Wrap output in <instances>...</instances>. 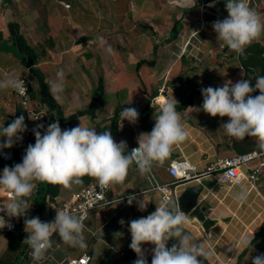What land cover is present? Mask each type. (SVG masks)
<instances>
[{
	"label": "crops",
	"instance_id": "obj_1",
	"mask_svg": "<svg viewBox=\"0 0 264 264\" xmlns=\"http://www.w3.org/2000/svg\"><path fill=\"white\" fill-rule=\"evenodd\" d=\"M59 1L0 0V80L4 79L5 73L15 77L27 75L34 107L46 110L52 123L58 119L62 130L75 128L80 123L98 133L109 129L117 143L126 141L129 148L138 145L141 133L152 131L155 117L164 104L159 97L163 96L166 101L174 97L178 102L176 111L180 113L189 135L178 144L179 147L174 146L163 163H153L152 169L164 181L169 180L167 167L172 159L181 156L180 149L200 171L219 158L259 149L255 137L237 140L228 136L225 139L220 125L213 122L210 129L200 127L199 120H191L195 112L202 111L203 103L191 101L185 106L187 98L180 89L181 84H178L181 78L191 81L205 62H215L216 57L230 67L222 74L228 73L233 83L237 82L233 78L237 69L232 64L237 59L241 61L244 58L253 63L250 66L240 64L244 69L239 66L238 70L246 71L243 77L247 79H253L249 75L252 73L248 72L255 68V63L264 60L258 59L264 56V34L246 46L241 55L217 39L212 28L214 21L225 18L219 16L216 19L214 15L200 13L201 3L209 2L213 10L228 16L226 0H127L124 8L116 0H102V6L98 5L99 0H64L71 4L70 8ZM256 11L264 17V9ZM201 17L205 24L197 35L198 39H194V56H180V46L183 47L192 33L199 29L197 21ZM260 65L257 71L260 69L262 76L264 63ZM60 70L65 73V87L59 93L60 98L54 99L49 87L57 80ZM223 76L220 81L228 78ZM203 84L214 88V84ZM222 85L218 83L217 86ZM251 86L254 87V83ZM259 94L258 90L257 94L251 95ZM180 105L185 106L181 112ZM125 107L139 112L135 124L127 120L121 122V112ZM21 115L28 129L29 122L22 113L19 99L11 88L0 89L1 129ZM202 122L204 119L200 124ZM27 131L21 134L22 141L12 147V162L0 159V174L5 166L22 163L28 145L35 144V136ZM5 139L0 137L1 142ZM147 174L142 175L133 163L126 179L112 185L108 195L110 203L92 211L83 221L86 249L69 246L54 233L53 239L61 247L55 256L61 259L63 255L77 257L87 252L92 256L90 264H133L137 255L129 247V222L151 214L162 200L159 191H147ZM94 180V177L84 175L81 183L73 184L70 189L50 183L45 210L40 218L47 217L55 207L69 200L72 193ZM35 183V190L26 198L31 205L28 216L33 214L36 195L44 184ZM192 185L202 186L200 201L207 207V217L214 221L206 233L197 220L186 215L185 232L194 237L193 243L203 241L205 249L211 253L204 264H238V256L245 249L240 244L241 239L251 236L254 239L259 231L260 235L252 242L253 250L249 248L239 264H251V258L264 253V176L256 189L248 191L245 187L215 183L211 176L204 175L179 187V195ZM243 189L247 190L248 196L240 202L237 196ZM130 195L144 200L146 209L139 210L135 201L129 206L127 198ZM8 202L0 187V203L6 206ZM121 219L125 221L123 225L119 223ZM27 235L25 228L0 231V264H30L27 254L30 246L23 243ZM175 242L169 240L168 247ZM142 248L147 250L148 264H151L154 245L144 244Z\"/></svg>",
	"mask_w": 264,
	"mask_h": 264
},
{
	"label": "clouds",
	"instance_id": "obj_2",
	"mask_svg": "<svg viewBox=\"0 0 264 264\" xmlns=\"http://www.w3.org/2000/svg\"><path fill=\"white\" fill-rule=\"evenodd\" d=\"M224 3L228 16L214 21L212 28L217 33V39L242 55L246 46L264 34V17L251 6V0H226ZM64 75V71L60 70L57 80L50 84L49 90L54 99H59V93L64 91ZM252 83L251 79H242L235 83L225 82L217 88H202L203 104L200 110L212 117H228V122L221 127L229 136L237 140L255 137L257 147L264 151V76L255 78L254 87ZM8 88L21 95L27 92L24 80L5 73L4 79L0 80V89ZM256 90L260 94L251 95ZM177 104L172 97L160 106V114L155 117L152 131L139 135L138 147L132 149L131 153L128 152L127 142L122 140L117 143L109 129L98 133L80 123L75 128L62 130L57 119L47 126L43 135V124L32 130L35 144L28 145L22 163L5 166L0 174V187L12 194L7 205L0 207V212H6L9 218L24 217L28 235L23 243L33 249L34 257L40 258L44 250L52 246L54 233L69 246L87 248L83 218L77 214L56 210L52 222H42L38 216L28 218L31 205L26 198L35 190V182L58 184L70 189L73 184L81 183V177L88 175L106 187L122 183L133 163L142 175L151 173L154 162L163 163L174 146L188 138L189 133L180 113L176 111ZM29 119H33L30 114ZM138 119L139 112L135 108L125 107L121 112V122L127 120L135 124ZM27 130L23 115L15 118L7 127L3 126L0 137L6 139L0 142V149L12 148L16 142L22 141L21 134ZM247 196V190L243 189L237 199L244 202ZM127 200L129 206L135 201L139 210L146 209L147 203L135 195L128 196ZM119 223L123 225L125 221L121 219ZM186 223L187 216L180 206L167 198L162 199L151 214L130 221L129 247L137 255L133 264H148L147 250L142 248L144 244L154 245L151 264H204L211 253L205 249L203 241L193 243L194 237L184 230ZM12 227L10 220L6 221L4 216H0V229ZM169 240L176 242L168 247ZM252 241L253 236L244 237L240 244L253 250ZM251 264H264V253L251 258Z\"/></svg>",
	"mask_w": 264,
	"mask_h": 264
},
{
	"label": "built area",
	"instance_id": "obj_3",
	"mask_svg": "<svg viewBox=\"0 0 264 264\" xmlns=\"http://www.w3.org/2000/svg\"><path fill=\"white\" fill-rule=\"evenodd\" d=\"M59 2L66 8H70L71 6L70 3L64 0H60ZM260 3H263V1L251 0V5H253L254 7L259 5ZM212 8L213 6H209V2H202L200 13L214 15L216 19L219 16L227 18V15L217 12L216 9L213 10ZM184 20H187V17H184ZM197 22L199 29L192 33L191 37L185 42L183 47L180 46V56H194V54L192 53V50L196 45V43H194V39H198L197 35L202 30L205 24V21L202 17L199 18ZM240 68L244 69L243 66H240ZM16 77L24 80L27 88V92L23 95L12 89L15 96L19 99L21 110L24 111L28 119L29 128L27 133L35 136L32 130L36 128L37 125L43 124L45 126L44 129L41 130V134L43 135L44 131H46L47 126L52 123L51 118L49 117V114L46 110L34 107V104L32 103L30 97V79L28 78V76L18 75ZM209 86L211 85H207L206 88ZM197 89L199 90V88ZM29 114L35 120L29 119ZM1 127L2 125L0 123V129ZM137 147L138 145L130 146L128 148V152L131 153V150ZM180 152L181 156L172 159L167 167V173L170 176L169 180H162L153 169L151 173L147 174V191H159L162 199L167 198L177 203L179 197L178 188L182 187V185L187 184V182L193 179H198L199 177H202L204 175L211 176L215 183H226L231 186L245 187L246 189H248V191H250L252 189H256L258 181L264 174V151L260 149L235 154L230 157L219 158L213 164L207 166L204 170L201 171L199 170L197 165L189 161V159L184 155L181 149ZM13 157V148L0 149V159L2 161L12 162ZM112 185L113 184L102 187L99 184L98 180L95 178L94 181L87 184L81 190L72 193L69 200L55 207V209L47 217L40 218V220L42 222H52L55 219L56 210H68L82 217L83 221H85L90 216L93 210L102 208L110 203L108 195L112 189ZM205 188L208 189L207 186H205ZM3 190L5 198L10 201L12 198V194L5 188H3ZM3 206L4 204L0 203V207ZM0 214L7 218L6 221L10 220L11 224L13 225L11 229L4 228L0 229V231L10 232L20 228H25L24 219H22L21 217L9 218L6 212H0ZM52 241V246L44 250L43 255L40 258L34 257L33 249L31 247L29 248L27 254L30 264H90L92 256L87 252H83L77 257H69L67 255H63L61 259H58L55 256V253L56 251L61 249V247L59 243L54 241L53 237Z\"/></svg>",
	"mask_w": 264,
	"mask_h": 264
},
{
	"label": "rangeland",
	"instance_id": "obj_4",
	"mask_svg": "<svg viewBox=\"0 0 264 264\" xmlns=\"http://www.w3.org/2000/svg\"><path fill=\"white\" fill-rule=\"evenodd\" d=\"M108 1V0H107ZM118 3H119V5L120 6H122L123 8L126 6L125 5V3H128V1L126 0V2H123V1H121V0H116ZM102 0H99L98 1V5H101L102 6ZM264 3H262V4H259V5H257L256 7H255V10H259V9H264ZM121 12H122V8H121ZM174 35V34H173ZM216 42H218L219 43V40L217 41V39H216ZM198 57V56H197ZM199 58V57H198ZM217 58V57H216ZM215 58V62H212V63H207V62H205V65L201 68V70L196 74V76L190 81V80H186V81H184V79L183 78H181V79H179L178 80V84L180 85L181 84V90H182V92L185 94V97L186 98H189V100L190 101H193V103H197L198 102V104L201 102V103H203V97H202V93H201V89L202 88H206V84H203V83H209V84H214L213 86H214V88H217L218 86V83H225V82H230V80H231V78L228 76V73H226L224 76H223V74H222V72L224 73V72H226L227 70H228V68H230V67H228L227 66V64L226 63H223V62H220L219 61V59L220 58H218V59H216ZM258 59H261V60H263L264 58H262V57H259ZM207 63V64H206ZM231 63V62H230ZM264 63V60L263 61H261V62H257V63H255L256 65H254L253 67H255V68H253V70L252 71H250L249 70V72H248V74L249 73H252V74H249L250 76L252 75V78L253 79H251L252 81H253V83H254V85H255V78L257 77V76H260V74H262L261 73V71H260V69H259V71H257L258 69H257V67H259V64H263ZM240 64H242V65H244V66H250V65H252L253 63H249L246 59H242L241 61H238V59L234 62V64H232L233 66V68L235 67L237 70L235 71L234 70V73H235V76L233 77V78H235L237 81H239V80H242V78L243 79H247V78H245V77H243V75H245V72L246 71H244V70H238L239 69V66H240ZM250 64V65H249ZM260 65V66H261ZM217 66V67H216ZM209 67H211L212 69H210ZM217 70H218V72H217ZM215 71L217 72V73H215ZM238 71V72H237ZM257 71V72H256ZM205 75H207V76H205ZM221 76H223V78L224 77H228V78H226V81H225V78L224 79H222V81H220V77ZM262 76H264V74L262 75ZM197 79H199V81H197ZM197 81V82H196ZM185 84V86H186V88L185 89H183V85ZM187 84V85H186ZM179 85H178V87H179ZM197 88H199V90L197 89ZM257 92H258V90H256L255 92H254V94H257ZM189 94H191L190 95V97H188V95ZM202 105V104H201ZM180 107H182V105H180ZM185 109V106L183 105V107L180 109V112L181 111H183ZM22 113L25 115V113H24V111H22ZM26 116V115H25ZM193 117L194 118H190L191 120H199V126L200 127H202V126H205L206 128H210V129H212L213 128V126H212V123L214 122L215 124H217L220 128H221V130H223V134H224V137H225V139L229 136L227 133H226V131H225V129L223 128V127H221L222 126V124H224V123H227L228 122V120H229V118L228 117H219V116H216V117H212V116H210L209 114H207V113H205V112H203V111H200V112H195V116H194V114H193ZM27 119V118H26ZM202 119H204V121L205 122H202L201 124H200V120H202ZM216 125V126H217ZM231 137V136H230ZM228 143H230V141H227ZM164 170V169H163ZM155 171V170H154ZM165 171V170H164ZM156 172V171H155ZM264 176V175H263ZM98 209H100V208H98ZM95 210H97V209H95ZM94 211V210H93ZM92 213V212H91ZM77 249H79L80 250V248L79 247H77ZM70 256V255H69ZM79 256V255H78Z\"/></svg>",
	"mask_w": 264,
	"mask_h": 264
},
{
	"label": "water",
	"instance_id": "obj_5",
	"mask_svg": "<svg viewBox=\"0 0 264 264\" xmlns=\"http://www.w3.org/2000/svg\"><path fill=\"white\" fill-rule=\"evenodd\" d=\"M202 189L201 185H192L185 188L179 195L177 202L181 211H183L189 219L197 220L202 225L204 231L208 233L214 221L207 217V207L200 201Z\"/></svg>",
	"mask_w": 264,
	"mask_h": 264
},
{
	"label": "trees",
	"instance_id": "obj_6",
	"mask_svg": "<svg viewBox=\"0 0 264 264\" xmlns=\"http://www.w3.org/2000/svg\"><path fill=\"white\" fill-rule=\"evenodd\" d=\"M175 36V35H174ZM264 58V56H263ZM191 94L188 95V97H190ZM189 102H191L189 100V98L186 99V101H184V104L185 106H187L189 104ZM183 107V105H182ZM179 110V109H178ZM44 184H42V186L40 187L37 195H36V198H35V209L33 211V214L28 216V218H32V217H36L38 216L39 218L42 217V212L45 210V206H46V195L48 194V192L50 191L49 189V184L50 183H47V182H42ZM24 219V217L22 218ZM18 230V229H17ZM260 232H257L254 239L255 240L259 235H260ZM253 242V241H252ZM249 248H245L244 251L238 256V264L239 262L241 261L243 255L245 254V252L248 250Z\"/></svg>",
	"mask_w": 264,
	"mask_h": 264
},
{
	"label": "bare ground",
	"instance_id": "obj_7",
	"mask_svg": "<svg viewBox=\"0 0 264 264\" xmlns=\"http://www.w3.org/2000/svg\"><path fill=\"white\" fill-rule=\"evenodd\" d=\"M159 101H162L163 103H166L167 102L163 96H160L159 97Z\"/></svg>",
	"mask_w": 264,
	"mask_h": 264
}]
</instances>
